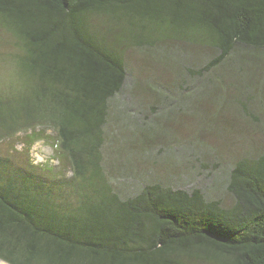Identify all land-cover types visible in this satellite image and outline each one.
<instances>
[{"label":"trees","instance_id":"trees-1","mask_svg":"<svg viewBox=\"0 0 264 264\" xmlns=\"http://www.w3.org/2000/svg\"><path fill=\"white\" fill-rule=\"evenodd\" d=\"M1 40L0 144L50 142L59 165L0 155L1 260L264 264V149L231 168L229 200L156 180L135 191L146 175L123 158L129 131L137 154L154 145L150 129L124 119L138 104L158 109L165 93L264 60V0H0ZM180 51L193 57L174 83L165 69ZM250 92L239 96L254 101ZM115 144L118 158L105 150Z\"/></svg>","mask_w":264,"mask_h":264},{"label":"rangeland","instance_id":"rangeland-1","mask_svg":"<svg viewBox=\"0 0 264 264\" xmlns=\"http://www.w3.org/2000/svg\"><path fill=\"white\" fill-rule=\"evenodd\" d=\"M0 42L3 43L1 45L4 51L9 49L3 40ZM178 53L181 55L175 58L179 57L181 61H175L165 69L174 83H178L177 79L182 80L184 65L193 57L188 51L176 54ZM248 53L254 54L251 51ZM238 56H241L240 52L233 55L235 58ZM251 57L246 65L233 62L231 66H226L220 76L208 75L203 79L207 83L197 82L190 90L169 96L165 93L158 100V109L147 102L141 106L135 104L133 96L123 102L127 112L137 105V108L134 107L129 112L133 114L124 119L131 124L137 121L150 129L151 140L154 142L151 148L137 154L133 149L132 133L128 132L124 163L130 170H138L139 167L141 174L146 175L144 179L134 181L138 183L134 187L135 191L146 181L156 180L173 188L201 189L210 199H230L228 184L231 168L238 160L249 157L251 153H261L264 149V143L255 145V141H264V60ZM248 66L253 72L250 77L246 71ZM3 73L5 77L13 76L8 67L3 69ZM7 79L10 77L6 78V85L9 83ZM252 81L254 83L251 86ZM239 88L244 93L254 92L255 100L240 97L242 91L239 93ZM240 98L253 112V120L260 122L259 128L253 126L254 121L244 115L243 110L248 107L238 103ZM139 111L143 114L138 113ZM122 125L124 124L116 123L115 140ZM204 128H212V131H203ZM53 134L52 130L48 133ZM25 144V134H19L0 144V155L18 157L21 153L25 158L43 164L46 168H59L56 152L50 142H37L30 149ZM117 147V144L108 145L105 150L107 153L115 151L118 158L120 154ZM125 180L128 185L133 181ZM0 264L9 263L0 259Z\"/></svg>","mask_w":264,"mask_h":264}]
</instances>
